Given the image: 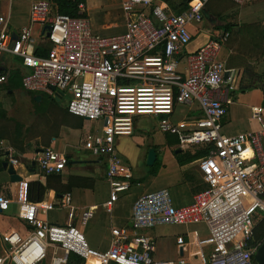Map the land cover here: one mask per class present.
I'll return each instance as SVG.
<instances>
[{"label":"built area","instance_id":"2783aa9c","mask_svg":"<svg viewBox=\"0 0 264 264\" xmlns=\"http://www.w3.org/2000/svg\"><path fill=\"white\" fill-rule=\"evenodd\" d=\"M209 0H191L188 8L173 13L166 0H125L122 10L126 30L117 35L95 33L85 3L78 17L53 13L51 3L36 2L28 26L11 30L0 16V61L17 57L26 70L24 91L56 99L62 94L69 114L100 123L102 134L90 137L85 148L107 163L110 198L107 211L132 187L133 170L121 160L117 144L132 137L143 117L157 120L159 131L178 137L181 149H204L208 156L202 169L220 174L222 181L195 196L187 207L177 208L168 189L142 195L134 203L128 227L111 229L108 250L93 249L74 224L76 210L66 194L59 206L33 202L29 183L20 182L16 200L18 218L30 228L23 237H2L0 264H69L75 256L87 264H193L187 258L175 263L155 260L156 242L148 235L158 226L204 225L211 248L205 264H258L249 248L256 220L264 216V114L254 133L229 136L224 133L230 94L235 90L232 72L220 60L227 35L189 52L190 27L202 24ZM243 6L247 0H229ZM50 44L46 57H39L38 40ZM9 76L0 68V85ZM198 106L201 115L191 129L171 122L178 107ZM36 161L46 175H61L68 166L61 152L46 148ZM11 163L15 160L11 159ZM12 200L0 195V211ZM56 208L67 209V225L40 219ZM82 215L86 223L92 216Z\"/></svg>","mask_w":264,"mask_h":264},{"label":"crops","instance_id":"0c3cea01","mask_svg":"<svg viewBox=\"0 0 264 264\" xmlns=\"http://www.w3.org/2000/svg\"><path fill=\"white\" fill-rule=\"evenodd\" d=\"M25 1L18 0L16 3V0H0V16L9 21L11 30L14 32L28 26L32 5L41 2L39 0H27L28 5H25ZM124 1L121 0L115 6L112 4L107 5L105 9L102 8L99 11L103 19L110 20L111 17L117 21L120 18L123 21L125 32L126 16L122 10ZM186 1L166 0V4L171 12L177 14L188 8L190 2L188 4ZM51 2L56 6L53 0ZM85 4L89 16L88 0H85ZM22 5L23 7H21ZM206 6L202 24L190 27L192 41L188 46L189 52H196L210 41H221L225 33L224 25L227 24L257 25L264 32V0H247L241 7L236 6L229 0H209L208 6ZM53 13H58L57 6L56 11ZM117 25V23H110L108 27ZM42 45H44L43 48ZM45 45L48 47L49 43L39 39L38 51L46 53L47 48ZM220 60L225 63L230 74L233 73L232 80L234 78L235 81V90L229 97V112L224 122V133L235 136L259 131L261 128L259 116L264 114V92L253 90L238 94L237 91L241 86L249 87L257 81L264 84V56L251 52L248 47L234 41L232 43L228 42V44L223 43ZM14 61H16L15 64ZM0 68L4 69V72L9 76L8 81L0 85V195L12 200V204L7 210L0 211V255L4 251L3 236L18 233L26 237L31 231V228L18 218L16 200L22 190L20 182L14 183L11 181L8 173L11 166L22 180L30 184L27 192L33 200L41 198L43 203L53 205L59 199L62 201L66 194H70L71 206L77 212L74 224L85 237L87 236L91 240L93 245H96L94 236L86 234L85 227L90 221L104 226L103 235L108 248L111 244V229L129 226L134 203L142 195L168 189L174 206L182 208L190 206L198 193L222 181L220 174L204 171L199 160H189L190 156L204 151V149H181L179 143L175 147H170L166 142V134L159 131L158 127L152 128L148 136L140 139L137 148L132 153L130 149L121 148L123 145L122 139L119 140L117 144L118 154L123 163L133 170L134 178L131 189L122 194L121 199L119 198L117 202L111 205V212H108L110 186L107 181L108 165L106 161L95 158L85 147L81 149L78 146L69 144L67 140L59 144V139L62 138L61 134L59 139L55 137L48 139L47 133H44L43 136L41 133L43 112H46L48 107L60 101L47 96L49 100L45 106L36 105L33 110L29 107L27 109L30 112L26 115L15 107L13 101V99L15 100V94L20 93L19 95L26 98L31 97L29 100H35L39 103L44 101L43 95L37 96L23 90L22 79L17 78L26 71L20 58L4 56V60L0 61ZM12 75L14 78H11ZM38 98L40 99L38 100ZM200 115L201 112L198 106L191 108L180 106L170 120L175 126H181L183 130H188L191 129L192 123ZM152 119L143 118L138 123L141 126L143 122L148 123L150 120L153 121ZM143 132H148V129L143 130ZM99 134H102V128ZM158 134L160 136L156 139ZM89 138H86L85 142ZM46 148H53L64 154L68 159L65 172L59 175L60 180L46 175L41 171L36 161L38 154ZM174 148H176V151L173 150ZM146 149H148V152H146ZM150 149L156 151L157 159L152 166L147 165L149 169L143 170L139 165H141L140 163H147V155ZM76 152L81 154H76ZM84 153L87 155L84 156ZM180 154L183 155V165L179 163L178 156ZM11 159H14L15 162L11 163ZM151 170H154L153 174H151ZM72 177L86 178L93 181L94 187H72L67 192L65 187L69 185ZM35 185L39 186L36 187ZM56 211L64 213V216L54 214ZM67 212V209L56 208L46 215H41L40 219L53 224L67 225ZM85 212H90L92 217L86 223H83L81 217ZM104 213L109 216L102 223H98L95 219L99 220ZM193 226H177L180 228L168 231L166 228L174 226L165 225L158 226L150 231L148 235L156 242L155 260L163 263H175L180 258H187L193 264H205L211 248L202 246L201 242L208 238V234L201 237L200 232L194 229Z\"/></svg>","mask_w":264,"mask_h":264},{"label":"rangeland","instance_id":"374dc122","mask_svg":"<svg viewBox=\"0 0 264 264\" xmlns=\"http://www.w3.org/2000/svg\"><path fill=\"white\" fill-rule=\"evenodd\" d=\"M17 1L18 0H16V3ZM39 1L51 3L53 12L56 11V6L52 4L51 2L52 0H39ZM120 1L121 0H88L89 18H90V21H91V24L93 26L95 33L102 35V36H110V35H116V34H120L124 32V26L122 23L123 21L120 18L117 19V21L111 17H110V20H107V19H103L102 15L100 14V11L102 10V8L105 9L107 5H111V4L115 6L116 4L120 3ZM26 2L27 0L25 1V5H28V3ZM21 7H23V5ZM110 23H117L118 25L111 26L109 28L108 25ZM3 60H4V56L2 57L1 62ZM15 63L16 61H14V64ZM22 76L23 75L17 76V78L21 80ZM19 94L20 93L15 94V100L13 99V101H14L15 107L17 109L19 108L26 115L28 114V112H30V110L27 108L30 107L31 110H33V108L36 107V105L45 106L46 102H48L49 100L47 99L48 98L47 96L43 95L44 101L42 103H39L35 100L34 101L29 100L31 97L26 98ZM23 108H26V109H23ZM43 113H44L42 117L43 126L41 130L42 135L44 136V133H47L49 137L48 139H52L53 137H55L56 139H59L60 134H61L62 138L59 139V142H58L59 144H61L62 141L67 140L69 144H73L82 149L85 147L84 143H85L86 138L100 135L99 133H101L102 125L100 123H97V122L94 123V122H90L86 120L84 121L80 118L74 117L71 114H69L66 109V99L60 101L59 103H55L51 105L50 107L47 108L46 112H43ZM143 118H147V117H143ZM152 120L153 121L150 120V122L148 123L142 121L143 123L141 126H140V123H137V126L139 128L137 127V130L134 136L121 138L122 139L121 142L123 143L121 148H124L125 150L130 149V152L132 153L134 149L137 148V143L140 142V139L148 136V133L152 130V128L158 127L157 120L155 119H152ZM146 129H148V132H143V130H146ZM149 136L151 137V135ZM159 136L160 135L158 134V137H156V139L159 138ZM148 149H146V152H148ZM173 150L176 151V148H174ZM78 153L79 152H76V154ZM80 154L81 153H79V155ZM83 155L86 156L87 154L84 153ZM140 164L142 166L139 165V167L142 168L143 170L149 169L147 166V163L146 164L140 163ZM54 214H58V216H64V213L62 212L56 211L54 212ZM108 216L109 215L107 213H104V215L102 214V217L99 220L97 219L95 220L98 223H102L103 221H105L104 219ZM103 227L104 226H100L94 223V221H90L87 227H85L86 234L88 235L92 234L94 236L93 238L95 239L94 242L96 245H93L91 243V240H89V238L86 236V239L89 245L95 250H98L101 252L106 251V249L108 248L107 241L105 240L104 235H103V232H104ZM179 228L180 227L174 226V227H168L166 228V230L174 231ZM193 228L197 229L200 232L201 237L205 235L207 236L208 234V231L204 225H196V226H193ZM69 264H80V263L72 259L70 260ZM87 264H95V263L88 262Z\"/></svg>","mask_w":264,"mask_h":264},{"label":"trees","instance_id":"16d2710c","mask_svg":"<svg viewBox=\"0 0 264 264\" xmlns=\"http://www.w3.org/2000/svg\"><path fill=\"white\" fill-rule=\"evenodd\" d=\"M190 1L191 0H187L186 2L189 4ZM53 2L58 7L59 14L68 15L71 17H78L79 16L78 5L80 3H85V0H53ZM206 5L208 6V3ZM224 30H225L224 35H227L226 41L224 42L225 44H228V42L232 43L234 41H238L243 46L248 47V49L251 52L259 53L262 56H264V32L260 26H257V25L240 26L236 24H227V25H224ZM43 47L44 45H42V48ZM45 47L47 48L46 53L42 51L37 52V55L39 57L47 56L48 50L50 51V44L48 45V47L47 45H45ZM11 78H14L13 75L11 76ZM253 90H261L264 92V84L262 82L257 81V82L252 83L251 86L249 87L241 86L237 92L238 94H241V93H246V92H250ZM166 142H167V145L170 147H175L179 143L178 137L173 134H166ZM182 156H183L182 154L178 156L179 163L181 165H183ZM207 156H208V151L204 150V151L198 152L197 154L193 156H190L189 160L191 161L199 160L201 162ZM153 173H154V170H151V174ZM52 176L60 180L59 175L58 176L49 175V177H52ZM93 183H94L93 181H90L86 178L72 177L70 178L69 185L65 187V190L69 192L72 187L93 188L94 187ZM35 186L38 187L39 185H35ZM58 196L60 197V195ZM29 198L31 199L30 196ZM31 201L42 202L41 198L38 200L31 199ZM60 201L61 200L59 199L58 202H55L56 206L60 205L61 203ZM259 244L264 245V216L256 220L252 237L248 242V247L255 248ZM72 259L79 262L80 264H84L82 260H80L79 258L75 256H72L70 258V260Z\"/></svg>","mask_w":264,"mask_h":264},{"label":"water","instance_id":"95a60500","mask_svg":"<svg viewBox=\"0 0 264 264\" xmlns=\"http://www.w3.org/2000/svg\"><path fill=\"white\" fill-rule=\"evenodd\" d=\"M229 75H230V72H227L225 75L226 80L229 77ZM61 97H62V94H60L59 97L56 98V100L61 101ZM39 99L40 98H38V100ZM177 152H179V151H177ZM156 159H157L156 151L154 149H150L149 153H148V157H147V165L152 166L155 163ZM8 173L11 177L12 182L15 183V182H22L23 181L22 178L16 174V172L12 166L8 169ZM255 259H256L258 264H264V245L256 252Z\"/></svg>","mask_w":264,"mask_h":264},{"label":"bare ground","instance_id":"6f19581e","mask_svg":"<svg viewBox=\"0 0 264 264\" xmlns=\"http://www.w3.org/2000/svg\"><path fill=\"white\" fill-rule=\"evenodd\" d=\"M89 262H93V260H89ZM95 263V262H94ZM96 264V263H95Z\"/></svg>","mask_w":264,"mask_h":264}]
</instances>
